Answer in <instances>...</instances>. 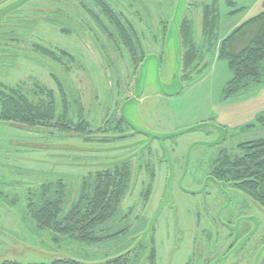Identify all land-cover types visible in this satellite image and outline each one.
Masks as SVG:
<instances>
[{"label":"rangeland","instance_id":"1","mask_svg":"<svg viewBox=\"0 0 264 264\" xmlns=\"http://www.w3.org/2000/svg\"><path fill=\"white\" fill-rule=\"evenodd\" d=\"M212 1L0 0V83L30 93L40 84L56 97L46 126L0 121V264L119 255L150 264L152 251L155 264H264V207L211 174L222 149L241 154L238 144L264 136V82L224 98L233 74L202 31ZM263 1L216 0L218 39L261 13ZM103 5L133 28L136 52ZM184 20L201 54L186 71L177 29ZM37 45L72 58L53 60ZM68 121L72 130L63 129ZM125 161L127 193L96 242L37 228L29 194L43 183L67 185V213L86 177Z\"/></svg>","mask_w":264,"mask_h":264},{"label":"trees","instance_id":"2","mask_svg":"<svg viewBox=\"0 0 264 264\" xmlns=\"http://www.w3.org/2000/svg\"><path fill=\"white\" fill-rule=\"evenodd\" d=\"M230 4L234 5V3ZM107 15L117 28L123 44L130 52H136L138 40L131 26L125 27L117 15L108 6H104ZM245 7L232 10L230 14L242 12ZM220 17L216 0L206 4L203 9L202 31L208 44V51L217 49L218 57L228 62L233 77L224 89V98L229 99L237 93L264 82V1L263 10L258 15L235 28L227 37L218 39ZM193 23L180 22L182 43L181 70H189L201 58L200 49L193 39ZM112 35V33H111ZM39 52L60 61L71 54L64 50H51L37 45ZM143 55L141 61L145 59ZM185 78V77H184ZM188 78V77H187ZM61 94L66 101L62 84L58 81ZM36 91L25 92L21 87H9L0 83V121L24 124L29 127L46 126L55 118L56 97L52 89L36 84ZM65 114L67 110L65 109ZM60 119H63L61 117ZM120 122L124 123L123 117ZM264 126V114L258 118ZM72 121L63 129L72 130ZM81 135L86 127L78 126ZM241 154H231L222 149L214 158L211 174L216 179L233 182L264 207V136L238 144ZM129 162H121L113 167L95 172L83 181L82 192L67 213V185L59 180L55 184L43 183L30 193L29 208L31 218L40 231L51 230L81 242H96V229L106 226L120 210L129 182L131 180ZM1 196V193H0ZM37 199V202L33 201ZM112 231V230H110ZM111 235L110 238L117 236ZM155 264V251L149 257ZM1 264H24L5 260ZM45 264V263H30ZM49 264H84L77 259L58 258ZM93 264H129L125 255H119L106 261Z\"/></svg>","mask_w":264,"mask_h":264},{"label":"water","instance_id":"3","mask_svg":"<svg viewBox=\"0 0 264 264\" xmlns=\"http://www.w3.org/2000/svg\"><path fill=\"white\" fill-rule=\"evenodd\" d=\"M179 23L177 24V29H178V33H179V39H180V29H179ZM180 42H181V39H180ZM182 45V43H181ZM181 52H182V49H181ZM179 68L181 69V60H179Z\"/></svg>","mask_w":264,"mask_h":264}]
</instances>
